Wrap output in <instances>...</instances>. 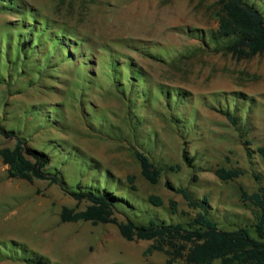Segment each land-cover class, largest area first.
Wrapping results in <instances>:
<instances>
[{
	"label": "rangeland",
	"instance_id": "rangeland-1",
	"mask_svg": "<svg viewBox=\"0 0 264 264\" xmlns=\"http://www.w3.org/2000/svg\"><path fill=\"white\" fill-rule=\"evenodd\" d=\"M1 1L0 125L44 151L59 184L9 177L0 157V264H166L164 252L144 255L154 240H126L113 223L60 221L62 207L88 204L69 194L78 186L112 192L118 220L186 222L197 209L176 189L187 188L220 228L253 224L241 191L264 188V53L237 58L211 39L218 0ZM247 1L264 15V0ZM33 17L75 36L71 58L47 37L32 39L35 52L17 48ZM13 144L0 134V147ZM135 151L162 168L157 183ZM221 167L244 174L223 181Z\"/></svg>",
	"mask_w": 264,
	"mask_h": 264
},
{
	"label": "trees",
	"instance_id": "trees-1",
	"mask_svg": "<svg viewBox=\"0 0 264 264\" xmlns=\"http://www.w3.org/2000/svg\"><path fill=\"white\" fill-rule=\"evenodd\" d=\"M218 3L220 5V11L216 14L218 26L216 33L211 35V39L220 42L224 50L237 58H251L256 54L264 53L263 13L247 0H218ZM8 5H10L9 0L6 1V5L2 4L4 8L11 7ZM32 11L30 8L27 10L30 14ZM23 23L26 25L25 32L17 41V48L20 51L35 52V44L33 48H30L32 39L35 38L39 44L43 43L42 39L47 37L46 39L52 42V50L58 49L64 58L72 57L70 49L78 45V42L72 39L75 37L73 34L65 36L64 30L46 32V24L41 26L34 17L31 22ZM18 36L20 34H17ZM48 60L50 59L47 56L45 62L47 63ZM109 64L110 72L114 75V80L118 82L116 73L120 71L117 69V63L111 60ZM126 68L127 82L131 88L137 74L133 72L129 64ZM223 113L233 124L236 123V118L231 113ZM0 134L5 138L14 139L12 147H0V157L7 166L9 177L28 182L48 180L50 183L59 184L57 175L45 170L49 163V156L44 151L30 146L24 139L18 137L15 131L5 129L2 125H0ZM258 151L264 156V147H259ZM134 153L139 161L143 177L153 184L157 183L162 168L154 165L143 152L135 151ZM182 155L190 163L185 151ZM216 174L221 180L226 181L244 174V170L221 167L216 170ZM176 191L181 193L189 207L197 209V212L186 222H166L156 218H150L146 223H137L132 219L118 220L113 206L116 197L112 192L104 190L101 193H94L82 190L79 186L76 191L69 194L77 203L85 200L88 204L81 210L64 206L59 218L62 222L83 220L90 221L92 224L113 223L117 226L121 237L126 240H154V243L144 251V255L153 250L164 252L167 256L166 264H264L263 187H259L250 194L244 190L241 191V198L249 201L255 208L254 222L250 227L240 226L233 229L219 227L218 222L209 213L207 197L193 198L187 188H177ZM149 201L154 205H161L158 196H149ZM171 205H174V202H171ZM27 260L29 264H47L42 258Z\"/></svg>",
	"mask_w": 264,
	"mask_h": 264
}]
</instances>
